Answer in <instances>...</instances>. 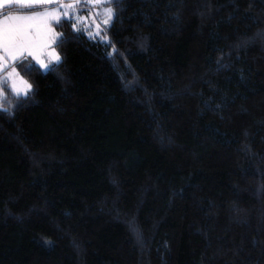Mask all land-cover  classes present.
I'll list each match as a JSON object with an SVG mask.
<instances>
[{"label": "trees", "instance_id": "obj_1", "mask_svg": "<svg viewBox=\"0 0 264 264\" xmlns=\"http://www.w3.org/2000/svg\"><path fill=\"white\" fill-rule=\"evenodd\" d=\"M98 2L0 89V264H264V0Z\"/></svg>", "mask_w": 264, "mask_h": 264}, {"label": "snow or ice", "instance_id": "obj_2", "mask_svg": "<svg viewBox=\"0 0 264 264\" xmlns=\"http://www.w3.org/2000/svg\"><path fill=\"white\" fill-rule=\"evenodd\" d=\"M113 2L118 3V0H108L109 4ZM84 6L87 7L88 5L85 4ZM91 6L96 8L101 5L98 0H92ZM13 7L38 10L31 15L12 14L4 11ZM78 7L79 5L76 3H57L49 8L45 6L44 0H0V16H2V19H0V73H3L2 78H0V89L7 87L9 94L16 98L17 106L20 105L21 98L28 95L31 86L22 79H20V84L23 87L18 88L16 86L15 81L19 78V73L16 71V63L31 56L46 71H55L53 60L44 63L40 60L37 53H42L50 42H57V46L63 44V38L52 33L50 27L53 21L56 24L61 23V15H63L65 21L73 23L74 30L81 31L77 25L82 23L84 18L77 15ZM95 15H100V13H95ZM104 15L106 19L102 22L106 25L113 16L110 7L105 10ZM101 31L100 25L96 24V32L93 38L100 36ZM90 35L93 34L90 32ZM51 55L54 62L58 64L60 62L59 55L54 52ZM21 67L25 66L21 64ZM34 68L35 65H28L25 69L26 74ZM10 82L11 86L9 87ZM5 105L9 107H5ZM11 105L12 101L8 96L0 92V112H9Z\"/></svg>", "mask_w": 264, "mask_h": 264}, {"label": "rangeland", "instance_id": "obj_3", "mask_svg": "<svg viewBox=\"0 0 264 264\" xmlns=\"http://www.w3.org/2000/svg\"><path fill=\"white\" fill-rule=\"evenodd\" d=\"M76 4H78L79 5V9H81V11H82V9L83 10H85L86 12H85V14H84V16L82 17V18H84L83 19V24H81V25H77V27H80L81 29H83V31L89 36V37H91V38H93V36H94V34H95V32H96V24H99L100 25V29L102 30L101 31V35L100 36H95V38H102V33H103V30H104V28H106L108 25H109V23L108 24H104L101 20H100V16L99 15H95V13H98L99 12V9H97V7L96 8H93L92 6L91 7H85V6H82L81 5V2H79V3H76ZM85 5V4H84ZM62 12V11H61ZM61 19H63V15H61ZM94 21V22H93ZM90 32L93 34V35H90ZM104 41H107V39H105V38H102ZM54 46V45H53ZM49 47L47 50V53L44 55V57L43 58H41L40 60H42L44 63H48L49 62V60H53V64H56L55 62H54V59H53V56L51 55V53H55V54H57V52L55 51V49H54V47ZM58 55V54H57ZM37 62V61H36ZM39 67H40V69L42 70V71H46L44 68H42L41 67V65H40V63H36ZM19 78L20 79H22L23 81H25L23 78H21L20 76H19ZM18 78V79H19ZM28 84V83H27ZM29 85V84H28ZM16 86L18 87V88H20V87H23V86H20V84L19 83H16Z\"/></svg>", "mask_w": 264, "mask_h": 264}, {"label": "crops", "instance_id": "obj_4", "mask_svg": "<svg viewBox=\"0 0 264 264\" xmlns=\"http://www.w3.org/2000/svg\"><path fill=\"white\" fill-rule=\"evenodd\" d=\"M45 6L51 8L53 6V4H57V3H63V4H68L66 3V0H44ZM38 9H29V8H10V9H5L4 11H8L11 12L12 14H19V15H31L33 14L34 11H36ZM62 11V10H61ZM0 19H2V16H0ZM54 23V21L51 23L50 27H51V32L55 33V31L53 30L52 24ZM56 34V33H55ZM50 35V34H49ZM57 35V34H56ZM55 43V41L48 43V47L43 49V52H38L37 55L39 56V58H43L44 55L47 53V49L51 46H53ZM28 58H30L35 64L37 63L35 59H33L31 56H29ZM37 65V64H36ZM0 76L2 78L3 73H0ZM20 76V75H19ZM16 83L20 84V78L16 79L15 81ZM11 86V82L9 83V87ZM20 86H23L20 84Z\"/></svg>", "mask_w": 264, "mask_h": 264}]
</instances>
